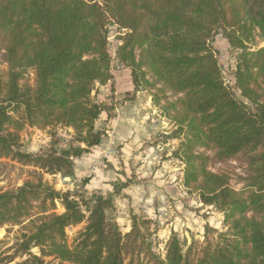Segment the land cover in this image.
Here are the masks:
<instances>
[{
    "label": "trees",
    "instance_id": "obj_1",
    "mask_svg": "<svg viewBox=\"0 0 264 264\" xmlns=\"http://www.w3.org/2000/svg\"><path fill=\"white\" fill-rule=\"evenodd\" d=\"M152 94L182 140L183 186L224 215L227 231L188 246L172 232L165 255L151 220L132 214L123 232L113 197L60 190L46 174L71 169L101 144L110 115L98 85L114 80L109 49ZM264 0H0V157L33 168L0 188V229L21 226L0 264H264ZM222 35V38L218 37ZM225 43L228 64L221 61ZM29 72L34 83H24ZM113 87H111V90ZM25 125L49 129L46 148H21ZM239 163L242 188L223 166ZM87 179H85L86 181ZM63 211L58 212V208ZM83 225L73 244L67 228ZM37 249V252H34Z\"/></svg>",
    "mask_w": 264,
    "mask_h": 264
},
{
    "label": "rangeland",
    "instance_id": "obj_2",
    "mask_svg": "<svg viewBox=\"0 0 264 264\" xmlns=\"http://www.w3.org/2000/svg\"><path fill=\"white\" fill-rule=\"evenodd\" d=\"M116 35V27H111L109 36V49L115 67L114 80L112 81V83L109 82L106 85H98L97 100L101 102L104 98H114V96H116L114 92L117 89H119L120 93H122V95L124 96V100H134L138 96L137 91H139L147 98H150L152 103L151 111L153 112L154 110L155 113L158 114L157 117L161 120V130H159L150 139H147L149 147L153 148L156 155H158L157 158L148 165L150 166L148 170L156 167L157 170L155 171L154 175H152L151 177L149 175V171H147V173H143L140 171V168L138 169V166L134 167L133 165L137 163H139L140 165L145 164L144 161H135L134 159H132L133 164L130 165V168L131 170H133V172L131 171L132 173H130V176H127L125 170L121 168L120 172H123V177L119 178L114 183L113 192L105 197H113L114 208L110 211V216L117 220L123 232H127L130 230L132 214H136L144 219L151 220L152 225L150 228V232L152 234L150 236V240L153 242L155 251L164 256L166 252L165 245L172 232H175L181 239V241L185 244V246H188L193 240L203 242L206 234H208V236L210 237H216L219 232L227 231V226L224 224L223 212H221L215 206H209L201 203L196 193H190L183 186L182 180L184 176L185 164L176 155V150L182 138L174 135L173 132L175 131L176 126L166 116L163 115L161 108L154 104L152 94L149 91L145 90L143 87L136 88L132 82L130 69L124 66L120 67L123 64L120 63L115 57V48L118 44ZM215 44L221 50L220 56L222 63L228 64L226 63L228 62V48L226 44L217 41L215 42ZM253 45L264 46V37L257 34ZM118 67L120 68L118 69ZM6 69L7 66L4 63H1L0 74H3ZM126 72H128L130 75L129 81L128 79H121V77ZM23 82L33 84V72H29ZM116 82L118 85L116 84ZM127 82H131L134 85L132 91H126L125 88L127 87ZM111 87H113L112 90ZM99 126H105L107 128V126L104 124ZM164 131L168 133L165 134ZM49 132V129L43 130L37 127L25 125L21 130L22 150L36 152L40 149H43L44 147L46 148V144L50 140ZM103 154H106L107 156H109L108 154H113V156L115 157L121 155L117 148H111L109 151H104ZM76 159L77 158L74 159V162ZM123 163L124 161H121L120 167H122V165L124 166ZM32 169L33 168L31 167L22 166L16 162H13L9 158L0 157V188L6 190L22 185L25 180L28 179L29 171ZM72 169L73 167L71 169L64 170L61 173L64 174L67 172H71ZM223 170H226L231 175V184L234 187L239 189L242 188L243 182L239 178V175L243 173V168L239 163L232 162L231 164H227L223 166ZM55 175L59 176V173ZM45 178L57 189L70 190L64 189V187L61 185L57 186L58 179L61 178L60 176L55 177L54 175L46 174ZM143 178H155V187L158 188L159 192L164 193L168 191L169 193L172 192V194H174L177 191L179 194L178 198H165L164 201H161V204H159L158 202L157 205L160 206H158L157 210H153V212H149V210L140 206H137V211H135V207H133L134 210H131L129 212V216H126L124 220L120 221L118 219V213L121 206H119V204L121 203H119L117 200L121 198H132V196H130L128 191L126 190L131 186H136L137 183H139V181H141V179ZM85 179L87 180L85 181ZM88 180L89 178H84L81 182L82 186L85 185ZM82 189L83 188H75L71 191L81 193L85 198L90 200H94L96 196H99L96 195L95 197L90 198ZM125 204L127 203L125 202ZM57 211L61 212L63 210L59 207ZM126 219H130L129 226H127ZM82 226L83 225L75 227L71 226L67 228L69 244H73L74 238L76 237L77 232L82 228ZM21 230V226H5L4 228L0 229V258H5L7 255L13 254L15 250L14 246L20 238ZM34 252H37V249H34ZM23 259L24 258L17 257L11 264L22 262ZM46 260L50 264H71L62 263L58 259L53 258H46Z\"/></svg>",
    "mask_w": 264,
    "mask_h": 264
},
{
    "label": "crops",
    "instance_id": "obj_3",
    "mask_svg": "<svg viewBox=\"0 0 264 264\" xmlns=\"http://www.w3.org/2000/svg\"><path fill=\"white\" fill-rule=\"evenodd\" d=\"M129 76V73L126 72L121 79L124 78L129 81ZM133 88L134 85L131 82H127L126 91H132ZM137 92L138 96L134 100H124V96L117 89L114 92L116 95L114 98H104L101 101L112 106L110 116L104 114L99 121L100 125L104 124L107 126V136L100 145L95 146L90 152L77 158L71 172L59 173L61 178L58 179L57 186L61 185L64 189L70 190L83 188L82 190L90 198L96 195L107 196L113 192L114 183L123 177V172H120L121 168L125 170L127 176H130V173L133 172L130 168V165L133 164L132 159L144 161L145 164L140 165L137 163L133 165L134 167L138 166V169L140 168L143 173L149 171L151 177L154 175L157 170L156 167L148 170L150 167L148 165L158 155H156L153 148L149 147L147 139H150L161 130V120L158 119V114L154 110L153 112L151 111L152 103L150 98H147L139 91ZM164 133L167 134L168 132L164 131ZM111 148H117L121 157H115L113 154H108L109 156L103 154L104 151H109ZM121 161H124V166L122 165V167H120ZM54 176L59 177L57 175ZM84 178H89V180L82 186L81 182ZM154 180L155 178L141 179L136 186H131L126 190L132 198L117 200L121 203L119 204L121 206L118 213L120 221L129 216V212L134 210L133 207H135V211H137L136 207L140 206L149 210V212H153L160 206L157 205L158 202L161 204V201H164L165 198H178L179 194L177 191L174 194L168 191L159 192L158 188L155 187ZM126 223L129 226L130 219H126Z\"/></svg>",
    "mask_w": 264,
    "mask_h": 264
},
{
    "label": "built area",
    "instance_id": "obj_4",
    "mask_svg": "<svg viewBox=\"0 0 264 264\" xmlns=\"http://www.w3.org/2000/svg\"><path fill=\"white\" fill-rule=\"evenodd\" d=\"M218 37L222 38V35H220V36H218ZM120 67H123V65H122V66H120ZM120 67H118V69H119Z\"/></svg>",
    "mask_w": 264,
    "mask_h": 264
}]
</instances>
